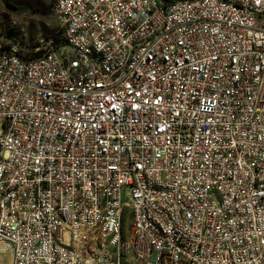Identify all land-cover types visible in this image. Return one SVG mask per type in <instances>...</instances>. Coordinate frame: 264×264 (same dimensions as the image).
I'll list each match as a JSON object with an SVG mask.
<instances>
[{
	"label": "built area",
	"instance_id": "1",
	"mask_svg": "<svg viewBox=\"0 0 264 264\" xmlns=\"http://www.w3.org/2000/svg\"><path fill=\"white\" fill-rule=\"evenodd\" d=\"M66 44H0L10 264H264V0H49Z\"/></svg>",
	"mask_w": 264,
	"mask_h": 264
},
{
	"label": "rangeland",
	"instance_id": "2",
	"mask_svg": "<svg viewBox=\"0 0 264 264\" xmlns=\"http://www.w3.org/2000/svg\"><path fill=\"white\" fill-rule=\"evenodd\" d=\"M0 0V44L19 36L25 48L43 53L52 35L63 29L60 17L49 0ZM41 8L42 11H35ZM64 34V33H63ZM64 36V35H63ZM9 251L0 252V264H10ZM133 264H147L137 260Z\"/></svg>",
	"mask_w": 264,
	"mask_h": 264
},
{
	"label": "trees",
	"instance_id": "3",
	"mask_svg": "<svg viewBox=\"0 0 264 264\" xmlns=\"http://www.w3.org/2000/svg\"><path fill=\"white\" fill-rule=\"evenodd\" d=\"M5 1L9 2L8 0H5ZM52 6H53V4H52ZM35 11H42V9L41 8H36ZM63 33H64V28L60 32L52 35L53 44L55 46H60V45L66 44V38H65V36H63L64 35ZM21 42H22V40H21Z\"/></svg>",
	"mask_w": 264,
	"mask_h": 264
}]
</instances>
